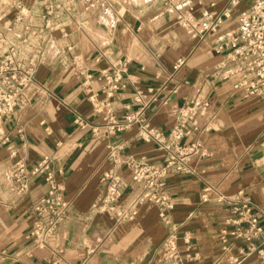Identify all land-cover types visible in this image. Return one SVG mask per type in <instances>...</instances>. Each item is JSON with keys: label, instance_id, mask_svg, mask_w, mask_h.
Returning <instances> with one entry per match:
<instances>
[{"label": "crops", "instance_id": "0c3cea01", "mask_svg": "<svg viewBox=\"0 0 264 264\" xmlns=\"http://www.w3.org/2000/svg\"><path fill=\"white\" fill-rule=\"evenodd\" d=\"M24 1L29 7L35 2ZM232 1L163 0L178 14V8L191 11L197 20L205 14H230L216 33L203 37H192L184 29L176 34L173 20L161 14L120 18L114 29L103 23L101 39L95 41L80 23L91 11H76L65 27L53 31L22 104L3 123L0 264H159L170 236L177 237L184 257H192L185 264H264V233L251 241L241 236L250 227L248 218H259L264 227V104L236 91V80L214 78L229 54L218 48L227 43L228 34L237 33L240 15L249 8L245 0L237 6ZM160 16L165 21L158 24ZM2 28L21 45V23ZM169 37L172 44L167 46ZM144 56L151 65L140 59ZM124 63L127 86L112 98L118 123L142 113L168 138L184 108L196 101L211 104L201 130L178 145L200 142L201 150L190 156L182 172L165 179V205L141 203L129 163L163 164L176 154L175 147L161 148L137 122L113 133L106 111L96 113L91 102L93 94L107 98L99 80L102 72ZM20 161L29 172L48 161L69 204L46 248L33 237L38 220L34 208L50 185L45 173L38 174L29 193L19 195L12 171ZM106 176L119 181L121 198L115 202L108 203ZM244 205L251 212L238 227L236 207Z\"/></svg>", "mask_w": 264, "mask_h": 264}, {"label": "built area", "instance_id": "2783aa9c", "mask_svg": "<svg viewBox=\"0 0 264 264\" xmlns=\"http://www.w3.org/2000/svg\"><path fill=\"white\" fill-rule=\"evenodd\" d=\"M245 1L249 3V8L240 15L237 33L228 34L227 43L218 48L219 53L227 50L229 54L228 61L221 65V70L214 74V78L236 80L234 82L236 91L246 98H253L264 104V0ZM74 2L75 0H35L33 6L29 7L24 0H0V143H4V119L22 104L23 91L28 84L32 83L44 56L45 47L53 38V31L61 25L65 27L67 19H73L76 13ZM239 3V0L232 1L234 6ZM34 6L41 9L40 14L36 13ZM178 11L180 25L192 37L216 33L224 20L230 17L227 13L218 18L205 14L202 20H197L191 11L183 8H178ZM19 23L23 27V33L18 36L21 45L8 38L2 28L5 25L10 28L12 24ZM63 36L68 37V34L63 33ZM68 49L72 50L71 47ZM119 64L103 71L99 79L107 92V98L99 99V95L93 94L91 102L96 113L101 114L106 111V120L113 133L128 130L137 122L140 123L143 134L153 137L161 148L170 150L173 146L175 147L176 154L171 155L163 164L129 163L133 178L141 192V203L165 205L168 203L167 197L163 195L165 179L172 173L182 172L190 156L200 154L201 150L200 142L186 143L183 148L178 145L183 139L192 137L201 130V119L207 115L211 104L208 101H196L184 108L178 124L168 138L158 129L151 127L147 120L141 117L142 113H138V118L127 116L123 123H118L115 121L112 98L116 92L126 88L127 85L123 83V79L124 74L129 71L127 63ZM228 64L231 65L230 70L225 75L222 70ZM19 134L23 136L24 131H19ZM167 139L170 142L169 145ZM43 173L47 175L46 181L50 185V191L34 208L38 220L33 237L40 248L49 246L60 221L66 216L69 204L65 199L64 190L57 182L48 161H44L33 172H29L25 163L20 161L12 171V179L19 195L29 193L32 179ZM106 180H108V203L119 200L121 198L119 181L110 176H106ZM208 200V196L205 195L203 201ZM224 200V197L220 199V201ZM168 207L172 208L170 204ZM250 212L251 208L248 205L236 207L235 213L240 218L234 221V224L241 227L245 223L246 215ZM135 215L137 212L133 213V216ZM247 223L250 225L248 232L241 236L248 241L261 237L264 227L259 218H248ZM186 243L190 246L191 240H187ZM2 259L3 255H0V260ZM191 260V256L182 255L177 237L170 236L163 245L158 263L185 264Z\"/></svg>", "mask_w": 264, "mask_h": 264}, {"label": "rangeland", "instance_id": "374dc122", "mask_svg": "<svg viewBox=\"0 0 264 264\" xmlns=\"http://www.w3.org/2000/svg\"><path fill=\"white\" fill-rule=\"evenodd\" d=\"M123 9L124 13L122 12ZM74 10L78 12L82 11L83 15H85L84 13L86 12H92L90 14L86 13L88 19L85 18V21L82 20L80 23L83 24V27L86 28L87 33H89V35L95 41L101 39L102 31L99 30L104 28L103 23L106 25L107 20L110 18L116 19L117 22H119L120 18L126 19L127 17L133 18L134 16L142 17L143 15H146L147 18H149V15L151 18H155L161 14H164L167 19L166 21L169 22L173 20L172 24L177 26L178 30L175 32L176 34H179L183 31V28L178 21L179 14L177 10L167 2H163V0H75ZM82 14L81 16H78L82 18ZM163 18L164 16H160L157 18L156 22L158 24L163 23ZM86 22L87 24L85 25L84 23ZM80 26L81 24L78 27ZM108 41L111 42V39H108ZM171 44V38L169 37L167 40V46Z\"/></svg>", "mask_w": 264, "mask_h": 264}, {"label": "bare ground", "instance_id": "6f19581e", "mask_svg": "<svg viewBox=\"0 0 264 264\" xmlns=\"http://www.w3.org/2000/svg\"><path fill=\"white\" fill-rule=\"evenodd\" d=\"M122 12L124 13V9L122 10ZM173 13V12H172ZM103 16V15H102ZM111 19V18H110ZM107 20V26H108V28H110V29H114V28H116V26H117V24H118V22H117V20L116 19H111V20ZM162 21H163V23H164V21H165V17L162 19ZM180 26V25H179ZM193 39V38H192ZM140 59L144 62V63H146V64H150L151 63V60H149L148 59V57H146V56H144V57H140ZM53 62V61H52ZM151 65V64H150ZM32 91V90H31ZM35 126V125H34ZM17 218V217H16ZM204 235V234H203Z\"/></svg>", "mask_w": 264, "mask_h": 264}]
</instances>
